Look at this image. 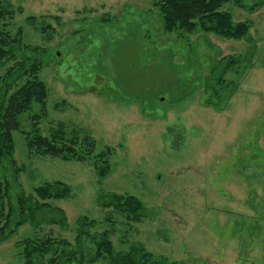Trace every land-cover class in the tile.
<instances>
[{"label":"rangeland","instance_id":"rangeland-1","mask_svg":"<svg viewBox=\"0 0 264 264\" xmlns=\"http://www.w3.org/2000/svg\"><path fill=\"white\" fill-rule=\"evenodd\" d=\"M3 1L14 11L11 34L21 30L25 46L46 52L39 79L49 97L45 117L35 120L39 105L20 116L16 162H0V181L11 184L12 204L47 182L67 184L71 196L1 243L0 264H23L17 244L26 238L77 248L80 217L95 221L93 233L109 231L118 252L143 246L169 262L264 264V6L251 9L260 0L221 8L251 26L242 40L167 33L160 0ZM232 57L237 66L222 74ZM214 85L218 96L206 92ZM60 129L89 136L94 152L82 162L30 153L28 134ZM106 148L113 152L100 160ZM103 193L140 199L141 221L103 209Z\"/></svg>","mask_w":264,"mask_h":264},{"label":"trees","instance_id":"trees-1","mask_svg":"<svg viewBox=\"0 0 264 264\" xmlns=\"http://www.w3.org/2000/svg\"><path fill=\"white\" fill-rule=\"evenodd\" d=\"M229 1L160 0L156 5L162 15L167 33L179 30L186 34L202 32L223 39L242 40L249 35L251 26L246 22L235 23L229 12L221 11V8ZM243 1L234 0L239 6L243 5ZM258 6H264V0H260L259 5L251 9L255 10ZM13 15L11 4L0 0V67L5 66L7 62H12L4 75L0 73V162L10 159L14 164L16 162L13 158L14 133L21 128L19 118L22 114L31 111L34 105H39L41 108V114L36 115L35 120L45 117L49 90L39 79V72L43 65L42 57L46 55V52L39 48L25 46L21 39V30L18 31L17 37L11 34L7 20H10ZM35 20V17H29L28 21L30 25H34ZM19 53L21 57L16 56ZM232 58L225 63L224 69L221 70L222 74L237 66V60L235 57ZM221 83L223 80L220 78L216 85ZM210 90L216 96L218 90L215 89V85L211 88L207 86L206 92ZM205 104L218 108L211 99ZM27 136V148L31 154L50 156L64 162L85 161L86 156L92 154L96 146L95 141L89 136L83 140L78 135L68 139L61 129L52 132L49 136L35 132L33 136L29 134ZM77 148L83 150L84 156L78 152ZM112 152L108 148L98 156L104 161ZM109 170L110 165L99 167V177L108 176ZM10 187V183L0 181V244L10 240L22 226L28 223L36 224L34 215L44 208L48 209L51 201L65 200L71 196V188L67 184L59 181L47 182L34 189L36 197L22 195L17 198L16 204H12L9 203ZM98 202L103 209H112L113 212L125 215L128 220L135 223L140 222L145 213L143 202L135 196L103 193L99 196ZM60 214L63 215L62 225H66L63 212ZM95 227L94 220L80 217L76 229L77 248L69 249L71 247L69 241L52 236L42 240L26 238L17 244L18 255L22 257L23 264L39 262V264H96L98 262L101 264H183L157 258L143 246H132L126 252H118L110 239V232L93 233ZM48 255L51 257L47 260Z\"/></svg>","mask_w":264,"mask_h":264}]
</instances>
